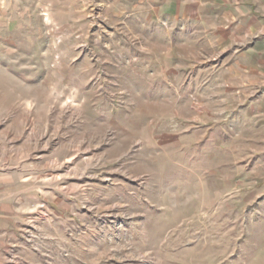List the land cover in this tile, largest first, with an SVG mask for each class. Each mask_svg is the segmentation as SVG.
<instances>
[{"label":"rangeland","instance_id":"obj_1","mask_svg":"<svg viewBox=\"0 0 264 264\" xmlns=\"http://www.w3.org/2000/svg\"><path fill=\"white\" fill-rule=\"evenodd\" d=\"M137 1L0 0V264H264V115Z\"/></svg>","mask_w":264,"mask_h":264},{"label":"crops","instance_id":"obj_2","mask_svg":"<svg viewBox=\"0 0 264 264\" xmlns=\"http://www.w3.org/2000/svg\"><path fill=\"white\" fill-rule=\"evenodd\" d=\"M137 2L151 5L153 20L166 16L183 18L188 25L193 23L183 27V33H199L197 40L217 51L218 59L213 60L219 65L221 78L230 77L235 81L234 85L226 86L224 92L236 93L234 100L240 109L257 110L260 116L264 115V0ZM178 29L181 30L170 28L169 32L177 34ZM2 175L0 172V238L14 229L16 221L9 205L14 193L4 185L7 180Z\"/></svg>","mask_w":264,"mask_h":264}]
</instances>
